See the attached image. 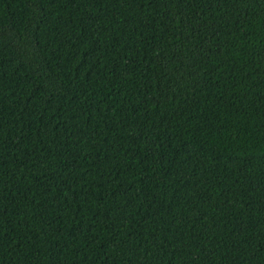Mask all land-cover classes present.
<instances>
[{
    "label": "trees",
    "instance_id": "obj_1",
    "mask_svg": "<svg viewBox=\"0 0 264 264\" xmlns=\"http://www.w3.org/2000/svg\"><path fill=\"white\" fill-rule=\"evenodd\" d=\"M0 264H264V0H0Z\"/></svg>",
    "mask_w": 264,
    "mask_h": 264
}]
</instances>
